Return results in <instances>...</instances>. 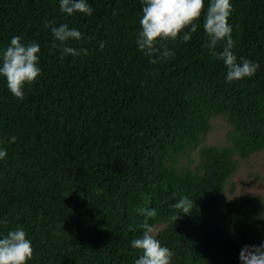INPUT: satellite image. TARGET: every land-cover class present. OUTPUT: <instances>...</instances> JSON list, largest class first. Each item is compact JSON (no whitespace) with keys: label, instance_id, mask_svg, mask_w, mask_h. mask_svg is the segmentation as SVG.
I'll return each mask as SVG.
<instances>
[{"label":"trees","instance_id":"16d2710c","mask_svg":"<svg viewBox=\"0 0 264 264\" xmlns=\"http://www.w3.org/2000/svg\"><path fill=\"white\" fill-rule=\"evenodd\" d=\"M87 3L86 16L61 12L59 0H0V52L13 36L38 43L41 69L22 101L0 77V221H8L0 236L22 226L28 264H134L139 209L154 208L149 223L162 224L156 238L171 264H240L243 246L264 242V198L220 206L232 156L217 146L194 171L182 164L204 147L216 116L240 155L264 150V0H230L233 52L259 64L231 83L204 47L203 13L188 42L157 45L175 55L153 64L136 44L141 0ZM50 20L79 30L84 38L68 46L88 54L61 59ZM184 196L194 209L174 221L172 204Z\"/></svg>","mask_w":264,"mask_h":264},{"label":"clouds","instance_id":"9594fccd","mask_svg":"<svg viewBox=\"0 0 264 264\" xmlns=\"http://www.w3.org/2000/svg\"><path fill=\"white\" fill-rule=\"evenodd\" d=\"M142 18L139 20L140 31L137 34L136 44L138 50L150 57V63H158L162 59L175 55L166 45L158 47L162 41L176 40L179 36L184 42H188L192 34L199 27L196 23L202 13L204 14L203 29L207 36L204 47L216 59L223 62L226 67V82L231 83L244 78L252 77L259 68L258 63L240 57L239 61L233 52L234 44L231 37V26L228 18L232 11L230 0H209L205 12V0H141ZM60 11L68 15L76 12L91 15L93 9L87 0H59ZM45 27L49 28L54 41L52 48H60L63 59L67 55H87L86 49L77 50L68 46V42L81 41L83 34L69 28L67 24L55 26L54 21H49ZM188 29V31H184ZM183 33V35H181ZM223 41L222 50L217 51V45ZM105 46L101 42L100 48ZM40 46L38 43H21L20 36H13L9 46L0 52V77L6 79L7 88L18 100L24 99V88L31 85L41 75L38 66ZM155 57V58H152ZM15 137L10 142H15ZM6 150H0V159L5 158ZM195 202L187 196L172 204L175 213L172 219L176 221L182 215H190ZM196 207V206H195ZM140 214L144 220L139 224L142 235L133 239L131 247L138 250L139 258L134 264H171L172 252L162 246L156 238V229L149 220L157 216L156 210L141 208ZM179 214V215H178ZM0 223L7 224L5 219ZM129 230L134 231L132 225ZM33 257L31 240L22 226L9 230L6 235L0 236V264H28ZM240 264H264V242L259 245H245L239 253Z\"/></svg>","mask_w":264,"mask_h":264},{"label":"rangeland","instance_id":"374dc122","mask_svg":"<svg viewBox=\"0 0 264 264\" xmlns=\"http://www.w3.org/2000/svg\"><path fill=\"white\" fill-rule=\"evenodd\" d=\"M228 124L223 116H216L211 120V128L205 135L204 147L195 150L192 158L182 166L194 171L211 145L217 146L218 151H226L232 156L230 176L225 180L222 191L223 198L220 206L225 209L230 198H237L244 194H254L264 198V150L249 156L240 155L226 137ZM162 224L156 225L155 229Z\"/></svg>","mask_w":264,"mask_h":264}]
</instances>
